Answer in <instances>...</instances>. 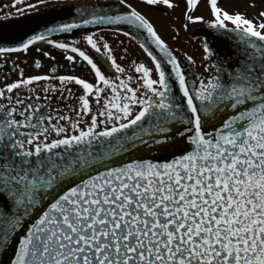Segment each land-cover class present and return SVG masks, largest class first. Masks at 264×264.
Wrapping results in <instances>:
<instances>
[{
  "label": "snow or ice",
  "instance_id": "obj_1",
  "mask_svg": "<svg viewBox=\"0 0 264 264\" xmlns=\"http://www.w3.org/2000/svg\"><path fill=\"white\" fill-rule=\"evenodd\" d=\"M0 264H264V5L0 4Z\"/></svg>",
  "mask_w": 264,
  "mask_h": 264
},
{
  "label": "rangeland",
  "instance_id": "obj_2",
  "mask_svg": "<svg viewBox=\"0 0 264 264\" xmlns=\"http://www.w3.org/2000/svg\"><path fill=\"white\" fill-rule=\"evenodd\" d=\"M220 2L222 5L228 7L229 10H232L235 6H239V10L246 12L248 15L255 14L260 9V7L264 5V0H256V8H252L249 6L250 0H220ZM179 12L180 9H177L176 12L171 16L163 15L161 13H153L152 18L155 22H157V27L159 30H161L165 39L170 40L174 45H178L183 50L194 53L195 50L193 48H198V46L195 47L194 43L192 45V43L186 41L187 38L185 37V32L183 30H181L176 40H172V36L176 35V33L169 27V25L172 23L179 25L181 23ZM197 14H204L205 16L208 15V10L204 7L203 3H201V6L199 7V9H197ZM173 17H176V19H173ZM186 36L188 37L187 33ZM134 53L136 57L143 58L142 53L137 48H134ZM195 54H197V52L194 53V55Z\"/></svg>",
  "mask_w": 264,
  "mask_h": 264
},
{
  "label": "flooded vegetation",
  "instance_id": "obj_3",
  "mask_svg": "<svg viewBox=\"0 0 264 264\" xmlns=\"http://www.w3.org/2000/svg\"><path fill=\"white\" fill-rule=\"evenodd\" d=\"M52 2L55 3L56 0H52ZM62 2H63V0H62ZM9 3H10V0H0V4H3V5H7ZM38 46H40V45H38ZM117 51H118V49H117ZM34 56H35V51L32 50L27 56L20 55V56L17 57V56L14 55L12 57V59H16V61L18 63H20L22 67L25 68L26 72H31V71H33V69L30 67V65H31V61H32ZM25 61H27V63H25ZM45 63H46V66H47L48 62H45ZM4 70L7 71V68H5ZM45 70H46V67L40 69V71H45Z\"/></svg>",
  "mask_w": 264,
  "mask_h": 264
},
{
  "label": "water",
  "instance_id": "obj_4",
  "mask_svg": "<svg viewBox=\"0 0 264 264\" xmlns=\"http://www.w3.org/2000/svg\"><path fill=\"white\" fill-rule=\"evenodd\" d=\"M29 15L32 16L33 14L30 13ZM56 19H60V17L57 16ZM199 34H200V33H197V35H199ZM179 53H182V52L179 51ZM179 53H178V54H179Z\"/></svg>",
  "mask_w": 264,
  "mask_h": 264
}]
</instances>
